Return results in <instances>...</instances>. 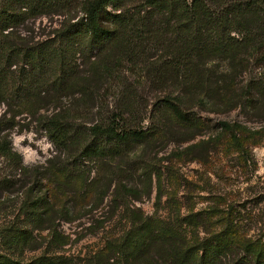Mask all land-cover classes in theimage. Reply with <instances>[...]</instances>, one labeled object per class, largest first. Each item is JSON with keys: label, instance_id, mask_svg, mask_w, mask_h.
I'll return each mask as SVG.
<instances>
[{"label": "rangeland", "instance_id": "1", "mask_svg": "<svg viewBox=\"0 0 264 264\" xmlns=\"http://www.w3.org/2000/svg\"><path fill=\"white\" fill-rule=\"evenodd\" d=\"M4 7L14 19L0 33V131L9 136L23 164L34 168L45 204L68 209L53 218L64 236L59 251L73 259L69 264H91L95 252L98 264H191L180 258L186 240L179 234L154 230L136 253L122 248L119 239L131 210L171 225L188 212L198 213L194 219L221 218L222 224L230 211L247 234L264 232V116L242 106L223 112L196 106L198 135L183 141L185 133H177L173 115L161 104L164 94L180 90L175 80L184 72L177 11L146 0H112L103 8L102 19L114 28V36L96 46L87 36L60 39L56 27L70 14L67 7L55 10L40 7L38 0H0ZM36 46L43 54L31 60L26 48ZM57 47L65 53L63 68L54 52ZM219 58L216 62L223 64ZM263 70L264 65L256 63L240 78ZM73 71L88 76L85 93L74 86L78 80ZM70 109L76 112L77 128L63 149L51 140L43 121L55 110ZM96 110H126L124 127L145 130L146 138L115 143L105 135H91L87 126L99 119ZM219 119L243 125L238 135L244 151L220 128ZM88 143L111 148L112 153L83 156L80 150ZM29 180L0 158V220H32L17 213L25 188L21 184ZM119 182L134 187V194L121 192ZM201 227L199 234H206ZM33 237L37 242L25 249V258L45 248L50 231L35 230Z\"/></svg>", "mask_w": 264, "mask_h": 264}, {"label": "trees", "instance_id": "2", "mask_svg": "<svg viewBox=\"0 0 264 264\" xmlns=\"http://www.w3.org/2000/svg\"><path fill=\"white\" fill-rule=\"evenodd\" d=\"M110 1L112 0H79L75 4V0L65 3L62 0H38V4L42 8L55 10L67 7L66 11L70 14L64 16L59 27H56L61 31L60 39L78 41L82 36H87L91 44L99 46L114 36V28H110L102 19V10ZM146 1L154 7L177 11L181 17L179 23L183 30L177 35L182 38L180 52L184 72L175 80L180 85V90L164 94L160 101L173 115L172 124L178 127L177 133H185L181 137L183 141L198 135L197 129L201 122L193 111L196 106L213 112L242 106L264 116V70L251 74L245 80L240 78L243 72L249 74L252 65H264V0ZM13 19L12 14H7L6 7L0 8V33L11 27ZM26 49L31 60L38 59L43 54L41 46ZM54 52L63 68L66 62L63 60V48L57 47ZM219 56L223 58V64L216 62L215 59ZM73 73L78 80L74 86L85 93L88 76L80 71ZM84 98L85 96L82 97ZM75 113L72 109L55 110L43 121L51 140L63 149L69 147L71 135L77 128ZM95 113L99 119L87 126L88 132L93 136L105 135L115 143H125L131 138H146L145 130L124 127L129 119L126 110L104 113L96 110ZM218 124L230 134L232 143L244 151L238 135V131H243V125L227 119H219ZM110 153L111 148L97 143H88L80 150L83 156L105 157ZM0 158L12 170L30 176L29 183L21 184L25 188L21 192L17 213L24 212L32 219L26 224L18 221L17 217L0 220V264H69L73 259L70 254L59 251L61 244L65 243L64 236L56 230L53 218L57 211L65 215L68 209L62 207L58 210L53 203L45 204L46 197L36 185L34 168L23 164L21 154L13 148L9 136L1 131ZM118 189L127 194H134L136 190L123 182L118 183ZM225 213L227 216L222 224H218L221 218L194 219L193 216L198 213L188 212L177 224L171 225L156 223L150 216H142L137 210H131V219L128 220V227L120 237L119 244L122 248H130L131 253H136L143 246L144 240L154 230H158L185 237L186 243L180 251V258L184 262L264 264V232L249 235L247 229L244 230L243 225L229 214L230 211ZM217 224L219 229H216ZM201 226L206 231L204 235L199 234ZM46 229L50 231V237L45 248L38 254L25 258V249L37 242L33 232ZM98 254L99 252H95L90 255L91 264H98Z\"/></svg>", "mask_w": 264, "mask_h": 264}]
</instances>
